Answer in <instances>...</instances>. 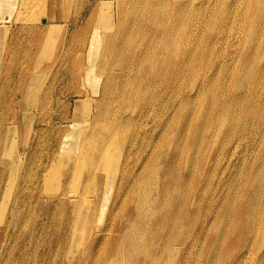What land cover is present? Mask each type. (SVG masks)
<instances>
[{
    "label": "bare ground",
    "instance_id": "obj_1",
    "mask_svg": "<svg viewBox=\"0 0 264 264\" xmlns=\"http://www.w3.org/2000/svg\"><path fill=\"white\" fill-rule=\"evenodd\" d=\"M65 1H22L25 8L38 4L42 9L30 13L31 24H49L43 51L54 45L61 27L54 21L63 16L57 7ZM15 2L0 0V7ZM196 2L100 1L91 38L81 46L85 50L90 44L88 54L82 53V60L85 54L89 60L82 65L83 82L92 69L101 80L98 94L90 95L95 110L86 116L85 127L56 139V149L47 151L37 174L44 180L65 159V167L54 169L64 172L59 182L70 177L66 180L79 183L71 189L55 186L44 196L38 184L34 194L31 169L18 165L14 148L11 155L4 151L9 172L20 173L8 188L12 201L4 199L7 187L0 190V255L11 244L10 227L18 228L25 218L20 207L30 211L42 203L47 210L42 214L50 216L61 206L76 211L88 204L87 228L74 240L73 257L54 263L62 244L57 238L38 255L41 264H192L195 259L199 264H264V0ZM222 45L231 46L226 59ZM36 72L20 88L30 103L43 88ZM13 124L0 126V149L7 141L14 145ZM168 136L172 142L166 152ZM66 144H74L75 152L57 160ZM250 149V167L234 168L233 156L239 160ZM183 157L185 171L179 166ZM222 157L228 158L225 164ZM209 185L215 192L225 188V198L208 202ZM124 189L130 192L126 196ZM104 205L105 223L91 228V214ZM208 227L209 236L203 234Z\"/></svg>",
    "mask_w": 264,
    "mask_h": 264
},
{
    "label": "rangeland",
    "instance_id": "obj_2",
    "mask_svg": "<svg viewBox=\"0 0 264 264\" xmlns=\"http://www.w3.org/2000/svg\"><path fill=\"white\" fill-rule=\"evenodd\" d=\"M22 1L16 0L15 4L0 7V126H6L9 122H13L12 126H16L17 130V133L14 134V145L7 141L4 146L3 144L1 145L0 149V177L3 178L0 190L3 191L4 187H7L8 193L5 194L7 196L4 198L7 203L14 199V196L11 195L12 190H8V188L20 173L19 170L13 174L9 172V157L5 155L4 151L8 155H11L13 148L14 151L16 150L15 161L18 162V165H24L25 163L31 169L32 181H34L33 186H35L33 189L34 194H36V186L38 184V191L43 189V191L39 192L41 196L47 195L48 191L52 192L55 186L60 187L65 184V188L70 189L77 186L79 180L67 181L66 179L70 177H66L63 181L59 182V177L64 172L58 174L54 169L55 167H65L67 165V160L65 159H61L58 164H54L49 174L44 176V180H41L40 176L37 179V174H42L41 167H43L45 161L48 159L47 151L54 152L58 145L57 140L62 137L63 133L69 131L75 132L79 128L85 127L83 124L86 116L95 110V100L93 99L98 94L96 91L101 86V80L99 81L94 77L93 69L89 80H85V82H83L80 74L85 66L83 63L89 62L87 50L90 44H88L85 50L81 46L86 39L91 38L93 32L92 25L98 15L96 11L102 0H73L72 2L66 0L61 3L57 7V11L59 10L58 12L63 16L54 21L60 24L61 27L57 30L54 45L44 51L42 50V47H44L43 39L46 37V33L49 32V27H47L49 24L41 20H37L31 24L34 18L30 13H33L34 9L38 11L42 9L38 4L32 7L33 9L29 8L26 4L27 8H25ZM198 2L199 0H197L196 4ZM112 11L114 12L113 8ZM226 45H222L220 48L226 53L225 59L231 49L230 45L228 47ZM83 52L87 53L85 54V61L84 59L82 60L84 56L82 55ZM40 53H42V61L36 69L35 64L37 65L38 63ZM76 53H78L77 56ZM32 71L34 73L37 71L36 73L39 75L43 86L38 95V102L36 101L35 103L26 101L20 89L24 80ZM189 83H191V80H189ZM88 94L94 98L92 99L91 96L88 98ZM167 97H165V100ZM84 99H88L89 103ZM166 114L168 113L166 112ZM164 117H167V115H164ZM169 137L166 138L167 141L165 140L166 143L164 144V151L166 152H169L172 142ZM50 140L52 143H50ZM75 150L76 146L74 144H66L65 150L63 148L61 152L57 153L55 158L58 160L62 155L75 152ZM78 151L81 152L82 150L78 148ZM251 153L252 149L239 160L236 158L237 154L234 155L235 160L233 159L232 161L233 164L235 163L234 168L240 166L244 167L246 171L252 164L250 161V156L252 157ZM19 156L22 158L21 161ZM183 158L184 160L180 161L179 165L181 171H185L186 166L187 158ZM221 159L222 164H225L228 160L227 157H222ZM247 162L249 163L245 167ZM18 168L21 170V165ZM236 173L233 172L231 177ZM49 175L51 178H49ZM209 186L210 189L205 195L208 202L212 201V198L221 199L222 197V200L225 198L227 194L225 188H219L215 192L214 187ZM112 192L113 190L106 194L104 199L105 204L109 202ZM128 193L130 192L124 189L123 195L126 196ZM72 197L73 194L71 193L67 196L69 199ZM61 202H63L62 199ZM89 207L87 204L73 211L71 208L61 206L58 213H56L58 208L53 209L49 214L50 216L42 214L43 212H47L42 207V203L39 205L35 204L30 211L26 207H20L23 209L21 212L25 215V218H22L21 225L16 222L18 228L15 229L14 225L10 227L11 244L0 255V264H18V260L19 264H41L40 259L42 257H38V255L44 252L45 244L57 238L62 244L60 248L56 249L58 245L55 247L54 263H58L62 259L72 258L73 254L78 250V245L74 240L81 239L84 236L83 232L85 228H87L86 215ZM106 211L105 205L101 207L99 212L97 209H94L95 216L91 214L89 226L91 228L97 227L99 230L105 223ZM8 213H10V210ZM208 215L211 216V213H202L201 217ZM107 222L109 223L110 220ZM209 229L210 227L206 228L203 234L209 236ZM195 230V235L190 238V241H193V238L199 235L198 228ZM1 239L2 235L0 234ZM197 243L201 244L202 241L198 240ZM197 247L198 244H195L193 248L196 249ZM193 248L192 250H194ZM195 254L197 256V253ZM199 258L203 259L204 257L200 256ZM48 259L53 261L52 257ZM198 262L200 263L199 260L195 259L192 264H199Z\"/></svg>",
    "mask_w": 264,
    "mask_h": 264
}]
</instances>
